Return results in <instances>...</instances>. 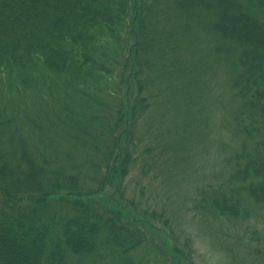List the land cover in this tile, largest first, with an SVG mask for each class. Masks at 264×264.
Segmentation results:
<instances>
[{
  "label": "trees",
  "instance_id": "obj_1",
  "mask_svg": "<svg viewBox=\"0 0 264 264\" xmlns=\"http://www.w3.org/2000/svg\"><path fill=\"white\" fill-rule=\"evenodd\" d=\"M219 89L238 143L191 200L220 229L264 209V0H0V264H150L131 256L168 219L126 179L209 154Z\"/></svg>",
  "mask_w": 264,
  "mask_h": 264
},
{
  "label": "rangeland",
  "instance_id": "obj_2",
  "mask_svg": "<svg viewBox=\"0 0 264 264\" xmlns=\"http://www.w3.org/2000/svg\"><path fill=\"white\" fill-rule=\"evenodd\" d=\"M219 75L220 79H226L224 67H220ZM222 93L228 95L227 91L220 89L219 91L216 90L215 93L216 96H218L219 107L216 106L214 108V100L211 101L210 105L211 108H214L212 111L214 114L212 115L211 113L210 115V122L212 124L211 135H219V138H213V145L209 154L204 152L209 149H200L199 154L201 155L194 157V154H191V159L190 156L187 160H179L176 163L175 171H168L160 165L156 166L157 168H151L149 172L145 173L146 170H149L148 167L151 165L147 164V168H143V166H145V161L140 159L138 161V166L126 179L124 189L128 201L141 204L142 207H140V209L143 208L151 212H157V215L165 213L164 215L165 218L168 219L169 225L168 229L164 227L163 222H161L162 220H159V218L151 221V227L153 228L150 229L153 236L149 238L152 240L151 242L148 241V244L142 246L144 250L145 247L149 250L143 253L142 248L138 249L131 256L132 259L138 260L144 254L142 259L145 257L143 259L145 263L152 264V262L147 261L155 257L159 261L167 258L171 260L173 256L170 251L168 253H160V251L155 248V245L159 246L160 242L164 243L171 249H174V254L177 253L175 250L176 242H178L176 234L177 224L188 211L194 212L193 204L195 199L198 200L197 195L199 188L207 187L208 185H220V183L228 177L230 167L229 164L226 163L224 155L231 153V150L229 151L228 147L222 146L224 148L222 149L220 147L219 151L217 145L221 146V139L228 141L227 146L234 142L235 145H237L238 140L232 137L229 127L226 126V118L230 115V111L225 104L220 106V94ZM232 101L230 102V106ZM227 102H229V100ZM237 149L234 150L239 151ZM195 195L196 198L191 200L192 196ZM188 205H191V207L189 208ZM139 212H141V210L135 211L127 206V214L123 216L125 218L124 221L133 223L134 219L142 217ZM261 213H264V209L255 212L252 217L258 216ZM201 221L202 227L216 236L217 242L228 252L232 259V264H264V236H259L261 239L260 241L255 239L251 240L256 235L254 234L250 239L248 235L250 227L245 226L248 220L226 222L227 228L220 222V229L219 224H208L206 221ZM134 225H136L137 228L140 227V231L143 233L144 237L150 235L148 232L149 229H147L146 226L137 225L135 223ZM5 256H9L8 249ZM186 262L189 264L188 260H184V264H187ZM171 264H173V261Z\"/></svg>",
  "mask_w": 264,
  "mask_h": 264
},
{
  "label": "clouds",
  "instance_id": "obj_3",
  "mask_svg": "<svg viewBox=\"0 0 264 264\" xmlns=\"http://www.w3.org/2000/svg\"><path fill=\"white\" fill-rule=\"evenodd\" d=\"M190 208L191 205H188ZM250 227L249 237L255 234L264 236V213L250 218L246 224ZM178 244L190 257L191 264H232V259L217 237L202 227L200 216L188 211L177 224Z\"/></svg>",
  "mask_w": 264,
  "mask_h": 264
}]
</instances>
